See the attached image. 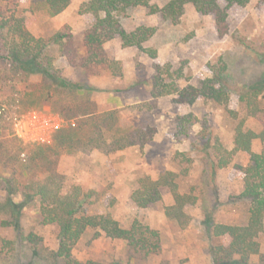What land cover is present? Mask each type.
Instances as JSON below:
<instances>
[{
    "label": "rangeland",
    "instance_id": "1",
    "mask_svg": "<svg viewBox=\"0 0 264 264\" xmlns=\"http://www.w3.org/2000/svg\"><path fill=\"white\" fill-rule=\"evenodd\" d=\"M87 1L73 0L64 12L52 16L45 0H0L8 10L24 19L26 27L37 38L50 39L60 32L72 35V44L66 40L52 44L46 61L63 76L98 89L88 93L82 89L60 88L42 74L25 76L0 61V176H20L27 165H33V169L25 174L23 182L35 173L41 179L56 173L57 181L66 191L80 187L86 192L92 189L98 192L97 199L88 206L90 213L111 214L125 228L139 220L160 234V252L144 258L134 257L126 241L89 230L74 248V258L81 262L214 264L205 222L207 216L226 224H245L249 216V203L237 196L244 190L239 167L248 164L250 155L232 150L235 129L240 122L244 121L247 130L257 133L263 130L264 84L255 100L260 109L256 116L250 115L247 101H241V94L234 90L264 82V5H259L261 0H253L246 7H232L230 32L224 37L218 33L215 17L199 13L191 3L176 21L165 19L161 13L153 14L149 9H130L123 19L125 28L128 31L141 25L156 28L145 47L156 50L158 56L153 59L138 47H124L122 40L116 38L105 44L108 54L121 62L122 76L116 77L107 70L90 73L82 66L83 36L96 21L92 14L82 11ZM170 1L154 0L153 4L162 8ZM221 5L225 7V1ZM157 63L172 65V77H164L166 82L176 83L181 89L202 86L204 80L214 77L213 70L225 63L228 67L225 75L233 91L229 92L227 101L225 97L220 101L199 97L194 103L182 102L177 92L154 97ZM179 69L183 71L182 77L176 72ZM111 93L123 95V105L109 101ZM92 103H96L94 107ZM87 105L102 113L100 122L107 112L117 110V119L110 121L111 125L101 123L108 143H102L100 149H91L87 143L92 128L88 126L82 134L83 143L73 148L60 147L55 135L78 124L77 115ZM29 115L58 117L63 120V127L49 143L28 142L18 136L16 126ZM187 115H192L194 121L187 134H183L178 118ZM137 128L142 130L137 139H150L144 146L116 150L110 145L123 132ZM147 129H155L154 136ZM202 136L211 139L212 147L221 146L223 150H211L213 161L229 162L214 176L202 149L204 142L199 141ZM253 151L263 153L264 140L256 139ZM169 171L176 173L181 193L197 197V203L186 208L188 220L184 224L167 215L166 209L175 203L168 187L162 189V200L147 208H139L132 200L141 178L158 179ZM6 196L4 184L0 185V204ZM15 201L19 204V229L0 227V252L8 239L19 242L18 251L14 258L6 257L5 249L0 254V264H66L62 260L49 263L38 259L31 246L20 243V231L34 232L43 238L42 248L54 251L58 247V229L40 223L37 202L27 204L22 195L16 196ZM9 217L12 214L0 208V218ZM221 241L229 244L230 237L223 236ZM260 242L264 252V231Z\"/></svg>",
    "mask_w": 264,
    "mask_h": 264
},
{
    "label": "trees",
    "instance_id": "2",
    "mask_svg": "<svg viewBox=\"0 0 264 264\" xmlns=\"http://www.w3.org/2000/svg\"><path fill=\"white\" fill-rule=\"evenodd\" d=\"M73 0H45L49 13L57 16L64 12ZM154 0H89L82 5V11L92 14L96 21L93 27L88 29L83 36L82 47V66L90 73L101 70L110 71L114 76H122L121 62L108 54L105 44L120 38L124 47H138L146 52L153 59L157 58L158 52L145 47L156 33V28L141 25L133 31H128L123 19L127 16L130 9L145 8L151 13H161L167 20L176 21L183 15L185 6L193 4L196 10L203 15H213L220 37H224L230 32L229 10L234 6L246 7L253 0H223L226 6L221 5L222 0H171L166 6L158 7L153 4ZM259 5H264L261 0ZM68 41L72 44L73 36L66 33H58L50 39L35 37L25 25L22 17L7 9L0 3V61L8 63L17 72L30 76L42 74L49 79L55 86L71 89L86 90L89 92L97 91L93 86H83L63 76L58 69L46 61L47 50L54 43ZM158 71L153 80V96L160 97L177 92L180 95L179 101L194 103L199 97H207L216 101L229 100V92L233 91L229 87V81L225 73L227 65L213 70L214 77L204 80L202 86H187L181 89L176 83L166 82L165 75L171 76V64H156ZM182 77V69L176 71ZM263 83L258 82L252 85H242L234 90L241 94V101H247L251 116H256L260 112L256 104V98L263 90ZM170 87V88H169ZM96 103H92L94 107ZM90 105L82 107L80 110L79 123L68 129H61L56 135L55 140L62 148H73L83 143L82 134L86 128L91 126L88 145L91 149L102 148V143H108L102 131L101 123L111 125L110 121L117 119V110L107 112L102 118V113L90 109ZM71 117H75L71 115ZM78 118V117H77ZM193 116H181L178 118L179 129L183 134H187L190 125H193ZM110 122V123H109ZM108 125V126H109ZM207 126H205V129ZM140 128L123 132L121 136L114 138L110 144L116 150H122L134 145L146 144L150 139H137L140 135ZM150 136H154L155 129H147ZM235 147L232 152H246L250 155L247 165L240 166L243 173L244 190L237 196V199L249 203V216L245 224H226L217 223L210 215L207 216L206 227L211 241L210 254L214 264H264V252L260 242L264 231V152L256 153L253 151V143L256 139L264 140V121L263 130L257 133L253 130L245 129L244 121L235 129ZM205 140V141H204ZM203 141V151L209 158L208 166L212 175H216L219 168L228 166V160L211 159L212 149L222 152L221 146L212 147L211 139L199 137ZM227 152V151H226ZM33 169V165L23 167L22 175L6 177L0 176V185L6 191V199L0 204V208L12 214V217L0 218V227L19 229V204L15 201L16 196L22 195L24 202L32 204L37 202L39 206V221L44 226H56L58 229V247L54 251L45 250L43 238L34 232L26 233L20 231V243L28 245L38 259L51 263L62 260L66 264H102L95 261L81 262L74 258V248L89 230H96L98 233L105 234L111 239L123 240L128 243L131 254L134 257L141 256L147 258L158 254L161 250L160 234L157 230L145 226L139 220H135L131 227L121 226L118 220L111 214L90 213L88 206L97 199L98 192L82 190L80 187H73L64 190L63 185L57 181L56 173L41 179V175L35 173L23 182L26 173ZM176 173L165 172L158 179L143 177L140 179L139 187L132 193V200L139 208H147L162 200V189H171L175 199L174 205L166 209L167 215L184 224L186 208L197 203V197L191 194L181 193L176 181ZM223 236L230 237V243L224 244L221 241ZM6 257H15L18 251V243L15 240H5ZM44 251L48 254L41 256ZM118 264V263H112Z\"/></svg>",
    "mask_w": 264,
    "mask_h": 264
},
{
    "label": "built area",
    "instance_id": "3",
    "mask_svg": "<svg viewBox=\"0 0 264 264\" xmlns=\"http://www.w3.org/2000/svg\"><path fill=\"white\" fill-rule=\"evenodd\" d=\"M58 117L29 115L17 123V134L28 142L49 143L54 134L63 127Z\"/></svg>",
    "mask_w": 264,
    "mask_h": 264
},
{
    "label": "crops",
    "instance_id": "4",
    "mask_svg": "<svg viewBox=\"0 0 264 264\" xmlns=\"http://www.w3.org/2000/svg\"><path fill=\"white\" fill-rule=\"evenodd\" d=\"M109 101L121 106L123 105V102H124V96L121 95V94H117V93H111L109 99Z\"/></svg>",
    "mask_w": 264,
    "mask_h": 264
}]
</instances>
